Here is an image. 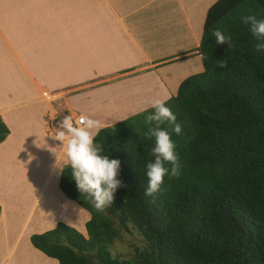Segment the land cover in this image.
Here are the masks:
<instances>
[{"label":"trees","instance_id":"obj_1","mask_svg":"<svg viewBox=\"0 0 264 264\" xmlns=\"http://www.w3.org/2000/svg\"><path fill=\"white\" fill-rule=\"evenodd\" d=\"M248 16L264 20V0L209 6L197 48L203 70L185 77L167 100L182 128L177 135L161 125L174 143L179 175H165L157 192L145 194L146 163L155 159L154 139L144 137L151 107L101 127L94 143L119 160L121 186L98 212L65 164L58 187L89 212L85 231L58 221L30 235L36 249L59 264H264V49L256 50L261 41L244 23ZM216 30L230 43L217 44ZM5 121L0 112V144L9 134ZM128 223L144 242L129 257L113 256L109 247Z\"/></svg>","mask_w":264,"mask_h":264},{"label":"crops","instance_id":"obj_2","mask_svg":"<svg viewBox=\"0 0 264 264\" xmlns=\"http://www.w3.org/2000/svg\"><path fill=\"white\" fill-rule=\"evenodd\" d=\"M32 1L37 8L25 5ZM215 1L3 0L0 66H6L8 74L6 85H2L7 90L0 96V112L9 134L0 147L9 142L8 153L15 150L22 157L21 149L40 163L46 157L49 163L44 166L52 167L56 161L65 165L60 142L46 134L44 115L53 113L52 92L64 93L57 98L59 108L73 110L74 121L80 113L98 120L102 127L151 107L154 99L174 95L185 77L203 70L197 48L207 9ZM50 157L54 161H49ZM2 162L10 168L5 156ZM3 193L7 196L9 192ZM52 200L35 201L39 207L31 211V217L26 211L24 217L19 211L9 215L0 202V237L9 235L11 239L0 250V264H10L8 258L11 264H18L16 252L24 250L20 239L26 238L36 249L29 239L32 233L69 221L61 213L62 203ZM69 206L66 209L70 211ZM18 223L25 234L19 235ZM79 231L84 233L85 227ZM30 256H36L35 252L31 250ZM36 261L38 264L37 257Z\"/></svg>","mask_w":264,"mask_h":264},{"label":"clouds","instance_id":"obj_3","mask_svg":"<svg viewBox=\"0 0 264 264\" xmlns=\"http://www.w3.org/2000/svg\"><path fill=\"white\" fill-rule=\"evenodd\" d=\"M244 23L250 24L251 32L261 41L257 43L256 50L264 49V20L248 16L244 18ZM214 36L217 44L230 43V37H226L220 30L214 31ZM170 98L165 96L163 99L152 100L150 106L154 111L145 117L148 128L144 137L154 139L151 155L155 157L153 161L146 163L148 178L146 195H152L159 190L165 175H179L178 160L170 132L161 127L167 122L172 132L177 135L182 131L181 125L176 122V116L166 106ZM153 122H155L154 126ZM101 127L98 120L89 117L82 116L74 122L71 116H65L59 124L60 130L51 135L53 140L60 142L66 157L63 163L71 167L72 178L76 181L81 197L91 203L98 212L108 207L113 200V194L121 186V181L117 178L119 160L101 155L102 146L94 143L95 135L99 133ZM55 155L57 157L56 153ZM166 164H170L171 168L165 167ZM58 166L63 170L59 164Z\"/></svg>","mask_w":264,"mask_h":264},{"label":"rangeland","instance_id":"obj_4","mask_svg":"<svg viewBox=\"0 0 264 264\" xmlns=\"http://www.w3.org/2000/svg\"><path fill=\"white\" fill-rule=\"evenodd\" d=\"M3 3L5 2H3V0H0V6ZM25 5H27V7L30 9L37 8V3L35 4V1L26 2ZM193 53L194 52H192V54ZM159 66L160 65L158 64L157 67ZM7 74L8 71L6 69V66H0V81H1L0 96L1 97H3L2 95H5V91L7 90L6 87L2 86L3 84L6 85L7 83L6 81ZM52 93H50V95L54 96V98L51 101V104L54 108L53 113H50V111H46L44 115V119L47 123L46 134L48 137L51 136L52 133L55 134L58 130H60L59 124L64 119L65 116H71L72 118L73 117L76 118V113L73 110H69L66 108H59L61 104L57 102V98L58 96H62L64 93L62 94L60 93L52 94ZM65 93H68V91ZM77 115H79L78 117H80L83 114L78 113ZM8 146H9V142L0 147V202L6 205L7 212H9V215H11L13 212L19 211L24 217L26 211L27 216H30L31 211L32 210L35 211L36 208L39 207V205L34 203L35 201L36 203H39L42 200L49 201L52 197L53 199L52 201H55V203H62L61 207H63V210L61 211V213L64 214V216H66V218L64 217L65 220H69L67 221V223L75 226L79 230L84 231V223L88 219L89 215L85 210H82L80 207L78 208L75 204L70 203V201H68L60 193L59 191L60 189L57 187L59 166L57 167V170H55L54 173H52L51 175L50 170L52 169L53 166L52 167H48V165L44 166L47 163H49L46 157L41 158L43 162L40 163V161H38L39 162L38 163L37 159H30L31 157L29 156V154L21 149H18V152L22 157L16 155L14 153L15 150L11 153H8L9 152ZM56 148H58V146H56ZM3 156H5V161H7L10 164V168L8 167L7 163L4 164L2 162ZM33 158L35 157L33 156ZM49 161H54V159L50 157ZM23 162L25 163V166ZM18 163L19 164L23 163V166L18 165ZM4 191L9 192L6 193L7 196H5V193H3ZM68 205H70L69 206L71 208L70 211L66 209ZM107 210L108 212L110 211V209ZM27 220L32 224L31 218H27ZM37 220H39V218H37ZM116 221H117V217L115 218V222ZM15 225L16 227L19 226L21 227L19 223ZM30 228L34 229L32 226H30ZM30 228L29 230H31ZM119 231H120V236L113 241V243L109 247V250L113 256L129 257L131 254H133L135 247L142 246L144 242V238L140 233V231L136 227H134L131 223H128L125 227H119ZM19 233H20L19 235L25 234L22 227ZM8 236L9 235L7 236L1 235L0 250H2V247L6 246V243L11 241V239L8 238ZM19 243L20 246H22L23 244L24 250H22L20 254L16 252V257H15L16 263L36 264L37 263L36 257H37L39 259L38 264H57L55 261L47 259L42 253L35 250L33 247L29 246L27 244L26 238L25 240L20 239ZM31 250L35 252L36 256L27 257V255H29V252ZM8 261L12 263V259L8 258Z\"/></svg>","mask_w":264,"mask_h":264},{"label":"bare ground","instance_id":"obj_5","mask_svg":"<svg viewBox=\"0 0 264 264\" xmlns=\"http://www.w3.org/2000/svg\"><path fill=\"white\" fill-rule=\"evenodd\" d=\"M79 118V117H78ZM63 154V153H62ZM62 157V156H61ZM60 157V158H61ZM58 159V158H57ZM57 162H58V164L60 163L59 161H56V163L53 165V167H52V169L50 170V173H51V175H52V173H54V171L55 170H57V167H58V164H57ZM60 165V164H59ZM17 173V172H16ZM57 177V176H56ZM49 184V183H48ZM49 186V185H48ZM37 187V186H36ZM41 188V187H40ZM25 189V188H24ZM26 190V189H25ZM42 196V195H41ZM28 204V203H27ZM78 219H80V218H78ZM34 222V221H33ZM42 224V223H41ZM31 226V225H30Z\"/></svg>","mask_w":264,"mask_h":264},{"label":"built area","instance_id":"obj_6","mask_svg":"<svg viewBox=\"0 0 264 264\" xmlns=\"http://www.w3.org/2000/svg\"><path fill=\"white\" fill-rule=\"evenodd\" d=\"M82 116H84V115H82ZM82 116H80V117H82ZM80 117H79V118H80ZM84 117H85V116H84ZM79 118H78V120H79ZM72 119H73V118H72ZM73 121H74V119H73ZM76 121H77V119H76ZM74 122H75V121H74Z\"/></svg>","mask_w":264,"mask_h":264}]
</instances>
